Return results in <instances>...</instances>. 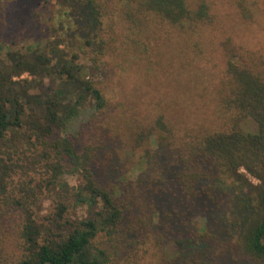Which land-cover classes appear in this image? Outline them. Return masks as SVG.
I'll return each instance as SVG.
<instances>
[{
	"label": "trees",
	"instance_id": "obj_1",
	"mask_svg": "<svg viewBox=\"0 0 264 264\" xmlns=\"http://www.w3.org/2000/svg\"><path fill=\"white\" fill-rule=\"evenodd\" d=\"M5 1L0 264H158L171 240L205 253L235 234L224 226V211L211 207L223 186L233 195L231 225L239 227L242 257L264 264V38L249 44L258 23L253 12L264 18V0H65L68 8L60 6L56 18L68 19L62 32L80 39L77 53L61 47L53 26L43 35L54 40H35L26 54L10 49L15 42L5 32L19 19L3 12ZM224 38L230 52L218 59ZM133 64L142 80L126 91L122 75ZM105 66L111 76L99 85ZM155 73L163 80L158 88L166 80L169 92L144 113L138 98ZM245 119L258 125L256 133L240 129ZM138 140L158 148L155 174L141 179L145 201L106 186L93 166L107 145ZM139 204L148 213L127 221ZM80 206L91 213L73 219ZM195 217L206 220L204 234ZM203 255L196 264H213Z\"/></svg>",
	"mask_w": 264,
	"mask_h": 264
},
{
	"label": "rangeland",
	"instance_id": "obj_2",
	"mask_svg": "<svg viewBox=\"0 0 264 264\" xmlns=\"http://www.w3.org/2000/svg\"><path fill=\"white\" fill-rule=\"evenodd\" d=\"M64 1L65 0L5 1L3 12L5 11L9 16L14 14V17L19 19L15 24V28H11V30H9L8 28V31L5 32L6 35L10 38L9 41L15 42L12 46L10 45L11 51L26 54V49L32 46L35 40H42L41 38H43L44 41H47L48 43L51 42L52 40H54V36L48 38L43 34L45 30H48L51 33L50 27L55 26V28H59L58 30L61 32L62 38L64 39V45H62L61 47L65 48L67 44V48H65L66 50L77 53L81 45L79 44L80 39L73 35L72 32L70 34H68V32H62L61 27L68 26V19L56 18V14L58 12V9H60V6H67ZM1 11L2 7L0 8V13ZM51 18L52 20H50ZM262 18L263 17L260 16L257 17V15H255V13L253 12L252 19L256 23H258L253 26V28L257 30L255 38H250L249 44L252 46H256L258 44L260 37L264 38V18ZM18 26L20 28L16 29ZM0 29L3 31L5 29L2 20H0ZM227 40L228 39L225 38L218 40L217 52L215 53L218 59L225 54V51L230 52L228 48L230 44ZM45 45L46 43L43 42L41 43L39 48L42 51H47V49H44ZM1 55L4 62L7 61V64L10 65L5 51ZM127 71L128 74H126V76L125 74L122 75V78L123 82H125L126 84V91H131L134 86H136V84H139V82L142 80V77L140 76V72L138 71V66L134 64L132 66H129ZM97 74L99 75V77L96 78V80L99 79L98 84L101 85L104 83V78H108V75L111 76V71L109 67L105 66L101 71L97 72ZM21 78H30V76L25 74ZM105 80H107V82L109 80V82L107 83V87H114L113 85L115 84L111 83L110 79ZM148 80H152V83L144 89H141L142 92L140 93H143L144 95L141 94L138 98L139 104L141 105L142 103L143 106V109L141 111L144 113H148L146 108L147 104H150L147 106H151L152 108L153 101L157 99V96L160 94V92H169V90H167L165 86L166 80L163 83L162 90L158 88L157 85L161 84L163 80H160L156 76V73L149 76ZM154 90H158V92H155ZM172 108L176 109L177 107L173 105ZM239 127L241 130L251 133H256L258 130V125L251 119L240 121ZM157 150L158 148H156L155 144H153L152 142L151 145L148 140L145 142H140V140H138L132 146L127 145L125 141H119L116 142L114 146L107 145V147L103 148V150L99 152L96 160H94L95 163H93V166L95 169H97L100 178L106 183V186H109L111 184L122 186L128 195V200L135 201L143 199L145 201V197L143 195L144 188L142 187L143 185L141 184V179L144 173L151 172L152 174H155L152 169L155 168L156 162L154 161L155 157H157L158 154ZM67 179L71 182V184L76 183V177L73 178L72 176H68ZM254 182L256 183V181ZM213 196L216 197L211 207L213 206L217 210L224 211V226L227 227L226 230L230 229L232 231L234 229L232 232H235V234L227 233V238H221L217 242H214L212 244L210 243L211 245L208 248V251L206 250L205 253L203 251L205 250L204 247L203 250H199L200 247L195 249L193 245L187 243L180 244L175 240H171L169 243L163 246L164 253L162 254L161 259L158 258V264H196V262L201 261L202 257L204 256L203 254H208L213 260V264H254L253 262L247 260L245 256L242 257V252L238 246L237 238L239 227L238 229H235V227L231 225L232 222L234 223V221H236V217L234 216V214H232V193L226 186H223L220 192L218 194H215L214 192L212 194V197ZM44 204L46 206V209L51 205L47 201H45ZM146 206V204L135 205V208H137V212H133L135 213L134 215H132L133 213L130 212V214L127 213L125 219L129 222H133L137 214H144V211L148 213ZM127 207L130 208L132 207V205H128ZM148 207L150 209L151 206ZM207 212L209 213L210 211ZM90 213L91 211L90 209H88V207L80 206L72 210L71 217L73 219H82L87 217ZM192 220L197 228H202L203 230V225L206 223V220L201 217H195L192 218ZM208 228L211 233L210 226ZM200 233L204 234L205 232L203 230ZM185 238L194 240V242H196L198 245H208L206 242V238H193V236L191 235L185 236ZM99 240L105 243L106 236L103 234ZM122 258L123 257H121L120 260L121 263L124 262V259ZM242 261L244 262L241 263Z\"/></svg>",
	"mask_w": 264,
	"mask_h": 264
}]
</instances>
